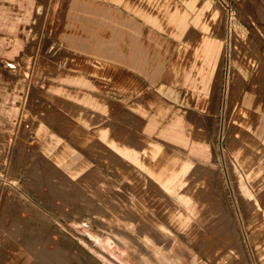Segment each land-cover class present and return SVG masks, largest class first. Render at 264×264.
Instances as JSON below:
<instances>
[{"label": "rangeland", "instance_id": "rangeland-1", "mask_svg": "<svg viewBox=\"0 0 264 264\" xmlns=\"http://www.w3.org/2000/svg\"><path fill=\"white\" fill-rule=\"evenodd\" d=\"M171 2L183 26L112 0H0V264H264V103L248 97L264 74V0ZM232 62L251 72L236 101ZM103 126L194 165L163 182ZM133 198L169 246L126 212Z\"/></svg>", "mask_w": 264, "mask_h": 264}, {"label": "crops", "instance_id": "crops-1", "mask_svg": "<svg viewBox=\"0 0 264 264\" xmlns=\"http://www.w3.org/2000/svg\"><path fill=\"white\" fill-rule=\"evenodd\" d=\"M114 3L120 4L123 3L128 10L135 12L138 15L143 16L147 21L152 22L154 24L161 25L164 19L169 20L170 22H178V24H183L186 21V14H183L179 8H173L170 12L171 0H147L153 9L157 10V13L152 10L147 9L144 6L143 0H139L137 2H133L132 0H112ZM199 17H196L197 21ZM204 50L207 54V63L211 70L214 69L216 64L219 51L220 44L217 42H206L204 45ZM233 55V54H232ZM233 58L231 57V61ZM236 59V58H235ZM233 63V62H232ZM231 63V64H232ZM74 65L82 68V64L78 61H74ZM233 70L232 74H228L227 79V87L232 84V90L234 93V101H236V97H238V93L244 88L245 78L251 74V72H247L244 67H238L235 63L231 65ZM84 70L92 71L87 67H84ZM259 78L255 77L251 79L252 87L249 90L248 97H250V109L256 110L260 109L262 103H264V91L259 90L256 85H264V74L259 73ZM239 75V77H237ZM85 80L82 77L78 78V82L82 84L90 85V79L84 75ZM252 77V76H251ZM130 80V77H129ZM182 81L177 80V84H181ZM170 86L165 83H162L158 86L157 90L162 93H168L170 91ZM177 92V91H176ZM203 97V94H200ZM149 102L154 104V99H150ZM107 106V105H106ZM160 110L164 108L163 105L159 106ZM264 109V105H263ZM264 118V116L262 117ZM96 131L103 133L104 141L108 143L113 150H115L119 156L125 158L133 167L139 170H143L151 173L156 176L159 180L161 179L163 182L169 181L171 175L178 174L183 169V166H193L194 163L189 158H183L179 155L169 154L166 150H164L162 144L155 141H148L144 146L138 147L135 144H131L128 141L117 140L113 137L112 128L110 126H103L98 128ZM200 143H203L200 141ZM179 164V166H177ZM130 204V203H128Z\"/></svg>", "mask_w": 264, "mask_h": 264}, {"label": "bare ground", "instance_id": "bare-ground-1", "mask_svg": "<svg viewBox=\"0 0 264 264\" xmlns=\"http://www.w3.org/2000/svg\"><path fill=\"white\" fill-rule=\"evenodd\" d=\"M179 180V179H178ZM140 195V194H139ZM137 196V194H136ZM118 198V197H117ZM138 199V197H137ZM137 199L133 198L132 201L130 202V204L127 206L128 208H126V212L130 215H132L134 217V219H142V221H144L145 225H147L145 228H149L151 229L150 232L156 234L157 236V240L162 243L164 241H166V243L168 242L167 246H169L171 244V242L169 241V230L166 228V226L160 222L157 221L156 218H154V216L151 214V213H148V211L146 210V207L144 206V204H142L141 202L142 201H138ZM109 201V200H108ZM112 201V200H110ZM110 201H109V204H110ZM114 201V200H113ZM118 201V200H116ZM120 201V200H119ZM107 202V201H106ZM263 202V201H262ZM90 204V203H89ZM114 203L112 202V205ZM117 204V203H115ZM111 206V204H110ZM107 207V206H106ZM114 208V207H113ZM113 208H110L111 210ZM93 209V208H92ZM121 209V208H119ZM118 208L115 209V210H119ZM96 211V210H95ZM93 211V212H95ZM99 212V211H97ZM108 214V213H107ZM259 214V213H258ZM124 215V214H123ZM97 216V215H96ZM85 219V218H84ZM222 219V218H221ZM225 219V218H224ZM214 220V219H213ZM174 222L179 225V226H182L180 223H181V219H175ZM142 223V222H141ZM143 225V224H142ZM140 225V226H142ZM218 225V224H217ZM228 225V224H227ZM214 226V225H213ZM219 226V225H218ZM260 226V225H259ZM218 228V227H217ZM140 229V228H139ZM216 229V228H215ZM221 229V228H220ZM141 230V229H140ZM146 231V230H145ZM222 231V230H221ZM140 232V231H139ZM142 232V231H141ZM220 232V231H219ZM263 232V231H262ZM148 233V232H146ZM143 234V233H142ZM264 234V233H263ZM262 234V235H263ZM141 235V234H140ZM145 235V234H144ZM143 235V236H144ZM152 236V235H151ZM156 239V238H155Z\"/></svg>", "mask_w": 264, "mask_h": 264}]
</instances>
